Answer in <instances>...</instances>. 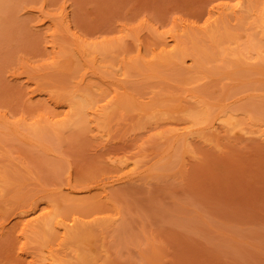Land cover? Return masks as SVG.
Returning <instances> with one entry per match:
<instances>
[{"label": "rangeland", "instance_id": "1", "mask_svg": "<svg viewBox=\"0 0 264 264\" xmlns=\"http://www.w3.org/2000/svg\"><path fill=\"white\" fill-rule=\"evenodd\" d=\"M0 264H264V0H0Z\"/></svg>", "mask_w": 264, "mask_h": 264}]
</instances>
